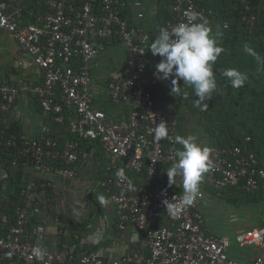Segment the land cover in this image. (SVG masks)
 I'll list each match as a JSON object with an SVG mask.
<instances>
[{
	"label": "built area",
	"instance_id": "1",
	"mask_svg": "<svg viewBox=\"0 0 264 264\" xmlns=\"http://www.w3.org/2000/svg\"><path fill=\"white\" fill-rule=\"evenodd\" d=\"M145 1L44 0L40 13L24 0H0V29L10 33L22 53L30 57L21 61L22 66L34 65L43 73L32 88L43 117L39 134L30 137L0 124V163L35 174L20 185L18 202L8 197L12 211L0 215V263L244 264L230 254L233 243L255 249L251 264H264V212L259 225L238 231L231 241L206 231L201 208L206 185L221 190L241 184L247 193L264 194V165L250 135L239 142L205 145L212 149V166L197 197L180 207L179 214L169 211L168 204L179 207L182 203L184 189L168 192L160 180L164 165H172L175 151L181 147L175 140L181 133L177 113L157 89L169 80L150 75L161 58L153 56L149 47L160 28L188 22V13H200L210 25L217 22L219 10L203 0H171L163 24L148 29L141 22ZM239 3V19L251 31L257 20L254 0ZM131 11L137 23L131 22ZM230 25L228 20L222 23L225 29ZM109 44L121 45L125 51L123 65L105 78V101L128 106L127 117L119 119L95 106L93 95L91 66ZM17 95L18 88L0 76V115ZM161 121L167 124L169 138L157 143L150 129ZM64 128L77 138L62 136ZM88 141H97L108 159V176L99 185L114 208L118 232L132 225L140 238L143 233L145 237L139 239L140 247L115 259H106L93 249L77 255L76 244L69 241L71 233L60 223L53 232L55 247H43L46 254L40 261L31 250L44 229L31 226V215L39 210L40 197L53 192L56 177H76ZM120 168L127 179L116 176ZM127 171L141 179L128 176ZM10 183V177L2 180L4 194L9 195Z\"/></svg>",
	"mask_w": 264,
	"mask_h": 264
},
{
	"label": "crops",
	"instance_id": "2",
	"mask_svg": "<svg viewBox=\"0 0 264 264\" xmlns=\"http://www.w3.org/2000/svg\"><path fill=\"white\" fill-rule=\"evenodd\" d=\"M24 1L27 6L33 7L35 6V2L39 1L37 4V11L40 13L44 12V8H42L41 5L42 0ZM127 1L129 3L132 2V0ZM170 1L171 0H146L144 5L145 18L141 21L142 24L148 29L158 27L162 21V17L167 14V6ZM208 3L217 8L221 15L223 12H230L237 8L235 0H208ZM230 16L234 17V14H230ZM129 18L131 19V22L137 23V21L133 19L135 17L132 11L131 14H129ZM209 27L219 46L224 49L213 65L215 77H224L223 72L231 68H236L245 73L247 75V80L241 89H244L246 96L242 95L243 90L241 91L239 88L238 91L240 93L238 95H234L236 93L233 92V89L232 93L234 96H232V99L237 105H245V109H264V40L262 41L260 40L261 38H259L254 39V42H251L247 38L242 36L239 37L237 35V33L240 34L239 32L233 34L229 33L225 28H223L219 21L214 24H210ZM260 41H262V43H260ZM252 43H255V45L253 46ZM255 46H257V48ZM248 47H251L252 50L257 53L259 59L254 58L245 51V48ZM25 59L29 60L30 57L22 53L17 42L13 39L10 33L0 29V76L4 77L7 81H9V83L14 84L18 88V95L12 100L9 108L4 112V114L0 115V124H8L11 128L13 127L14 130L16 129V132L24 133L30 137H36L40 132L43 117L32 88L35 84L40 83L43 73L39 67L34 65L23 67L21 61ZM124 60V48L121 45L109 44L107 45L105 51L93 61L91 66L95 106L106 109V112L116 119L127 117L129 111L128 106L115 105L107 100L105 101L107 89L104 90L103 86L104 88L106 87L105 78L108 73L112 70L119 69L123 65ZM154 73L155 68L150 71V75L156 78ZM168 80L169 82L166 85L159 86L157 89L162 98L172 104L174 111L177 113L175 114L179 119V126H181L180 114L185 101L183 102L180 100L179 94L171 92V78ZM257 81L259 85L262 81L260 91H257L258 87L255 85ZM177 83L181 91L182 86L180 87V80ZM256 92H262V95ZM237 109L238 108H236V110ZM244 116L245 118H258V121L260 122H257L258 124H256L253 121H245V124H242L241 126V130H231L228 128L226 131H220L216 134L214 133V141L216 142V145L211 143H203L202 145L218 146L228 143V141H230L233 137H236V135L240 133L246 135V131L250 130L253 132L252 147L258 155L260 162L264 165V116L257 115L255 112H249V114H244ZM237 118L238 116L235 115L236 123H231L230 127H234L236 124L239 126ZM61 133H65L62 136H65L66 138L70 136L66 129H64ZM180 133L181 136L186 137L184 136V128L181 129L180 127ZM91 143L92 141H88V145H86L87 148H84L86 155L77 165V175L82 176L81 178H78L79 182H89L91 179H93L94 182L98 170H101V168L107 165L108 162L107 156L105 157L103 151H98L96 146L90 145ZM88 156H90V158L92 157V159H84ZM170 167L171 165H164L165 174L162 180H160V183L168 192H179L183 189L182 177L177 176L175 178V184L169 185L166 170ZM127 173L128 176L141 179V176L134 175L129 171H127ZM34 176L35 174L30 169L24 168L18 170L0 163V185L2 184V180L7 179L8 181L9 177L11 182L20 181L19 184L21 185L23 182L25 183L26 180L34 178ZM205 176L206 174H204V177ZM76 177H56L54 180L53 192L48 193L47 196L40 197L39 210L31 215L30 222L31 226H38L44 229L40 237L36 240V244H40L42 247L46 248L55 247V236L53 232L54 229L62 223L71 234L76 235V237L72 236L69 238V241L71 243H74L75 241L80 250L84 249L80 254L88 251L89 249H93L102 253L106 259H115L133 247H140L142 243L141 240L139 242V239H143L145 237L144 233L140 238L139 232L132 225H128L124 231L118 232L116 227L115 212L111 203L103 205L98 200L95 202L96 204L92 202L91 192L94 183L88 191H86L85 195L83 194V197L79 198V201H77L78 198L70 200V196L75 195L76 190L79 189L78 187H74V184H79L74 181ZM238 185H228L221 190H214L210 186L206 185L205 199L208 192H212V194L223 192L227 196V200L235 201L237 194H240L238 191L239 188L237 187ZM72 186L73 189L76 190H71ZM259 192L262 191H258L254 194L258 195ZM8 197L9 195L6 193L4 194L0 187V215L3 213L7 214L12 211L9 207V203H7L9 202ZM204 201L201 205L203 213L206 209ZM106 206L108 208H106ZM81 211L84 213H88L89 211L86 219L81 216ZM156 223L158 224L157 221L150 222V224L153 225ZM209 224L210 223H208L205 219L206 231L220 237L229 238L232 241V237L226 235L228 233H225V226L220 227L215 224L216 228H208ZM244 248L248 249V251L252 249L248 246L241 248L235 247L232 243L229 251L234 258L239 259L242 263L251 264V260L253 258L252 254L247 253L246 249L241 251L238 250Z\"/></svg>",
	"mask_w": 264,
	"mask_h": 264
},
{
	"label": "clouds",
	"instance_id": "3",
	"mask_svg": "<svg viewBox=\"0 0 264 264\" xmlns=\"http://www.w3.org/2000/svg\"><path fill=\"white\" fill-rule=\"evenodd\" d=\"M187 21L177 24L172 29L160 28L158 35L150 44L151 54L161 58L155 65L154 75L159 80L171 78V92L177 94L180 92L177 82L182 80L185 85L193 89L194 96L197 97L193 100L194 106L201 111H207L206 101L211 100L213 93L217 91L213 65L224 49L219 46L211 33L208 21L200 13H188ZM245 51L259 59L251 48H245ZM223 76L227 78L228 85L233 89L243 87L247 80V75L236 68L224 71ZM187 95L185 92L186 98ZM150 133L157 143L169 138L168 127L164 121L152 127ZM175 140L181 147L175 151L174 161L166 170V174L169 185L175 184L177 176L182 177L184 194L179 207L168 204L169 211L173 215L179 214L180 207L190 205L197 197L204 174L212 166L210 160L212 149L199 143L196 136H176ZM116 176L121 180L127 179L124 168L118 169ZM98 199L103 205L109 203L104 196H99ZM45 254L46 250L40 244L34 245L31 250V255L40 261L44 260Z\"/></svg>",
	"mask_w": 264,
	"mask_h": 264
},
{
	"label": "rangeland",
	"instance_id": "4",
	"mask_svg": "<svg viewBox=\"0 0 264 264\" xmlns=\"http://www.w3.org/2000/svg\"><path fill=\"white\" fill-rule=\"evenodd\" d=\"M208 3V0H206ZM258 20L264 16V0H261V3L258 6ZM249 34V33H248ZM246 34V36H249V40L251 42H254V39L264 40V36L262 35H256L254 33ZM260 36V37H257ZM260 41V43H262ZM253 46L255 43H252ZM264 45V43H263ZM257 48V46H255ZM251 48V47H248ZM252 49V48H251ZM220 81V80H218ZM180 83L183 84V88L181 89L179 93V98L181 101L184 102V107L181 110V129L184 128V136L194 135L197 137V140L199 143H211L216 145V142L214 141V133H218L220 131H226L228 128L231 130H241V124L242 122L246 121H253L254 123L258 124L257 122L258 118H245L244 114H249V112H255L257 115L264 116V109L259 110H249L245 109V105H237L234 100L232 99V96L238 95L240 92L239 89L242 91V95L246 96V92L244 89H234L231 88L228 85V81L226 78V81L223 83L222 87L219 88L218 94L215 92L213 93V97L211 100L206 101L208 104V110L207 111H201L198 108L194 106L193 100L197 99V97L194 96L193 89L189 87L188 85H185L182 80H180ZM255 85L258 87L257 91L261 90V84L255 83ZM259 85V86H258ZM103 89L106 90V88ZM232 90L234 93H232ZM187 93V98L184 96V93ZM262 95V92H256ZM229 103V104H228ZM235 103V104H234ZM233 104V105H232ZM186 108V109H185ZM236 108H238L236 110ZM235 115L238 116V125L237 124L233 127H230L231 123H236ZM247 119V120H246ZM257 120V121H254ZM243 122V123H244ZM226 123V124H225ZM260 128V127H259ZM261 130V129H260ZM183 134V132H182ZM84 159H92L90 156ZM82 176L77 175V179L75 178L74 181L78 182L79 184H74L75 188H79L78 190L73 189V186L71 190H76L75 195H71L70 200L78 198L77 201H79L80 197H83V194L85 195L86 191L92 186L93 179H91L89 182H79L78 178H81ZM73 181V180H71ZM81 181V180H80ZM78 191V192H77ZM242 199H235V201H229L227 200V196L223 193H215L212 194L208 192V195L204 201L206 205V209L204 211L205 219L210 223L208 225V228H216V225L225 226V233H228L226 235L233 237L234 234L238 231H242L245 229H249L251 227H255L259 225L260 223V215L264 212V196L262 195V198L258 199H251V200H242ZM106 208H108L106 206ZM82 215L84 219L88 217V213H84L83 211ZM103 218V217H102ZM229 226V227H228ZM235 244V243H234ZM244 249H238V250H245ZM247 250V253H251L252 256L256 255L257 251L255 249H250V251Z\"/></svg>",
	"mask_w": 264,
	"mask_h": 264
},
{
	"label": "trees",
	"instance_id": "5",
	"mask_svg": "<svg viewBox=\"0 0 264 264\" xmlns=\"http://www.w3.org/2000/svg\"><path fill=\"white\" fill-rule=\"evenodd\" d=\"M235 1L237 3V8H235L233 11H230V12H223L222 11L223 14L222 15H221V13L219 14L220 19H218V21L220 22V24L225 19L229 20L230 23H231V25H230V27L228 29H226L227 32L232 33V34L239 32L240 34L237 33V35L239 37L242 36L244 38L249 39L250 37L249 36H246V34H248V33L249 34L254 33L256 35H262V36H264V16H262L258 20V15H257L256 23H255L253 29L251 31H249L248 28H246V26L244 25V23L239 19V17H240V8H241L240 3H239V0H235ZM38 2L39 1H36L35 2V6H34V9H36V11H37V4H38ZM205 3L207 5H209V3L206 2V0H205ZM260 3H261V0H254V4L256 6V9H255L256 14L258 13V6H259ZM41 5H42V8H44V0H42ZM213 8L215 9V7H213ZM230 14H234V17H231ZM166 16H167V14H165V16L162 17V21L160 22V25L163 24L162 23L163 22V19ZM257 37H260V36H257ZM215 78L217 80V91H218L219 88L222 87L223 83L226 81V78H224V77H219V78L218 77H215ZM218 80H220V81H218ZM181 86L183 88V85L182 84H180V87ZM218 92L217 93L215 92V93L218 94ZM243 122H242V124H245V122L244 123ZM12 131L16 132L17 130L16 129L14 130L13 127H12ZM69 134H70V137L71 138H73V139H76L77 138V136L75 134H71L70 132H69ZM247 134L248 135L250 134L252 136V138H253V132H251L250 130H247L246 131V135ZM243 137H244V135L242 133H240V134L236 135V137H233L232 139H230V141H238L239 142V141H241V139ZM230 141H228V143ZM221 143H223V142H221ZM251 144L253 145V139H252V143ZM90 145L96 146V148H97L98 151H101L102 150L101 147H100V145H99V143L97 141H92V143ZM107 176H108V173L106 171V165L103 168H101V170L99 169L98 172L96 173L95 180L93 182L94 183V186H93V189H92V192H91V198H92V202H94V204H96L95 202L98 200V197L99 196H103L104 195V192H103V190L101 189V187L99 185V181L102 180V179H104ZM19 182L20 181H18V182L12 181L10 183V186H9V196H10V199L14 200V202H18V200L20 199V190H21V188H20ZM237 187L239 188L238 191H239L240 194H237L236 199H242V200L247 199V200H251V199H254V198L255 199L262 198V195H263L262 192H259L258 195H255V194H251V193H246L242 189L241 184L238 185ZM242 200H240V201H242ZM9 207L11 209L13 208V205L11 204V202H9ZM71 235L74 237L75 234H71ZM72 236H70V238ZM74 240H76V239H74ZM74 244H76V246H77L76 253L78 255L84 249L83 250L82 249L80 250L79 249V246L77 245V243L75 241H74Z\"/></svg>",
	"mask_w": 264,
	"mask_h": 264
}]
</instances>
